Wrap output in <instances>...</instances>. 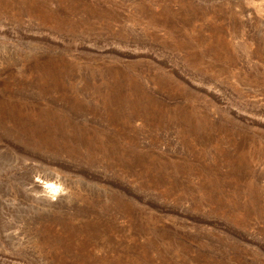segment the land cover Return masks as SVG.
Returning <instances> with one entry per match:
<instances>
[{"label":"rangeland","instance_id":"1","mask_svg":"<svg viewBox=\"0 0 264 264\" xmlns=\"http://www.w3.org/2000/svg\"><path fill=\"white\" fill-rule=\"evenodd\" d=\"M0 264H264V0H0Z\"/></svg>","mask_w":264,"mask_h":264},{"label":"bare ground","instance_id":"2","mask_svg":"<svg viewBox=\"0 0 264 264\" xmlns=\"http://www.w3.org/2000/svg\"><path fill=\"white\" fill-rule=\"evenodd\" d=\"M46 184H48V186H49V189L51 190V191H55V192H57V186H55L53 183H49V182H46Z\"/></svg>","mask_w":264,"mask_h":264}]
</instances>
